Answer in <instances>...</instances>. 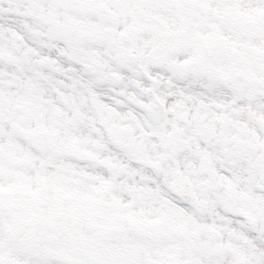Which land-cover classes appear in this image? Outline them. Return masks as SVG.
I'll return each mask as SVG.
<instances>
[{
    "label": "snow or ice",
    "instance_id": "6c2138e0",
    "mask_svg": "<svg viewBox=\"0 0 264 264\" xmlns=\"http://www.w3.org/2000/svg\"><path fill=\"white\" fill-rule=\"evenodd\" d=\"M0 264H264V0H0Z\"/></svg>",
    "mask_w": 264,
    "mask_h": 264
}]
</instances>
